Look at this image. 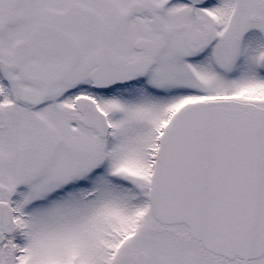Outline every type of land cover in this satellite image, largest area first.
Listing matches in <instances>:
<instances>
[{
    "label": "snow or ice",
    "instance_id": "6c2138e0",
    "mask_svg": "<svg viewBox=\"0 0 264 264\" xmlns=\"http://www.w3.org/2000/svg\"><path fill=\"white\" fill-rule=\"evenodd\" d=\"M0 264H264V0H0Z\"/></svg>",
    "mask_w": 264,
    "mask_h": 264
}]
</instances>
